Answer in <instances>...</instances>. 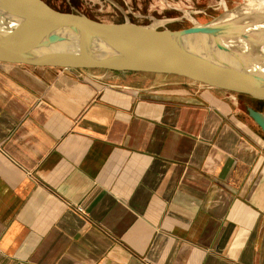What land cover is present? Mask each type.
<instances>
[{"label": "crops", "instance_id": "1", "mask_svg": "<svg viewBox=\"0 0 264 264\" xmlns=\"http://www.w3.org/2000/svg\"><path fill=\"white\" fill-rule=\"evenodd\" d=\"M238 102L0 63V264H264V134Z\"/></svg>", "mask_w": 264, "mask_h": 264}, {"label": "water", "instance_id": "2", "mask_svg": "<svg viewBox=\"0 0 264 264\" xmlns=\"http://www.w3.org/2000/svg\"><path fill=\"white\" fill-rule=\"evenodd\" d=\"M0 63L173 75L264 100V12L157 31L100 23L43 0H0ZM244 111L264 134V113Z\"/></svg>", "mask_w": 264, "mask_h": 264}, {"label": "rangeland", "instance_id": "3", "mask_svg": "<svg viewBox=\"0 0 264 264\" xmlns=\"http://www.w3.org/2000/svg\"><path fill=\"white\" fill-rule=\"evenodd\" d=\"M61 12L84 15L105 24H131L152 30H178L221 18L225 9L243 10L258 0H45ZM261 1V0H259ZM249 4V5H248ZM240 5V6H239ZM243 6V7H242ZM176 8V9H175ZM261 10V9H260ZM264 12V9H262ZM259 11V10H257ZM240 15V14H238ZM254 54H262L254 49ZM238 100L240 98L238 97ZM242 102V103H241ZM264 113L263 102H253ZM242 109L252 102H238Z\"/></svg>", "mask_w": 264, "mask_h": 264}, {"label": "bare ground", "instance_id": "4", "mask_svg": "<svg viewBox=\"0 0 264 264\" xmlns=\"http://www.w3.org/2000/svg\"><path fill=\"white\" fill-rule=\"evenodd\" d=\"M235 9L236 10H231V11H228V10L225 9V12L223 13L222 17L220 18V21L228 19V18H231V17H234V16H237L238 14H242V13H244L246 11H252V10H254V11H257V10L263 11L262 9H264V0H261V1L258 0V1H255L254 3H252L250 6H244L243 10H241V9L239 10L238 8H235Z\"/></svg>", "mask_w": 264, "mask_h": 264}, {"label": "trees", "instance_id": "5", "mask_svg": "<svg viewBox=\"0 0 264 264\" xmlns=\"http://www.w3.org/2000/svg\"><path fill=\"white\" fill-rule=\"evenodd\" d=\"M31 67H32V66H31ZM131 73H132V72H131ZM234 94H235V93H234ZM236 95H237V97L240 98L239 101H241V99H242V100H247V102H248V100H249V102H263V103H264V100H262V99H256V98L251 97V96H249V95L237 94V93H236ZM241 103H242V102H241ZM251 107H253L254 109H256V110H258V111H261V109L258 108V107H256V106H251ZM243 110H244V109H243Z\"/></svg>", "mask_w": 264, "mask_h": 264}, {"label": "built area", "instance_id": "6", "mask_svg": "<svg viewBox=\"0 0 264 264\" xmlns=\"http://www.w3.org/2000/svg\"><path fill=\"white\" fill-rule=\"evenodd\" d=\"M78 210H81V209L78 207Z\"/></svg>", "mask_w": 264, "mask_h": 264}, {"label": "flooded vegetation", "instance_id": "7", "mask_svg": "<svg viewBox=\"0 0 264 264\" xmlns=\"http://www.w3.org/2000/svg\"><path fill=\"white\" fill-rule=\"evenodd\" d=\"M44 2H46L45 0H43Z\"/></svg>", "mask_w": 264, "mask_h": 264}]
</instances>
